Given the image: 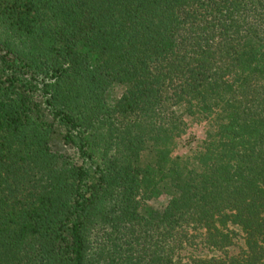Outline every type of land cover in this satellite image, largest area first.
I'll return each mask as SVG.
<instances>
[{
  "label": "trees",
  "instance_id": "1",
  "mask_svg": "<svg viewBox=\"0 0 264 264\" xmlns=\"http://www.w3.org/2000/svg\"><path fill=\"white\" fill-rule=\"evenodd\" d=\"M0 264H264V0H0Z\"/></svg>",
  "mask_w": 264,
  "mask_h": 264
},
{
  "label": "rangeland",
  "instance_id": "2",
  "mask_svg": "<svg viewBox=\"0 0 264 264\" xmlns=\"http://www.w3.org/2000/svg\"><path fill=\"white\" fill-rule=\"evenodd\" d=\"M202 132H203V126H194L193 128L190 129L189 133L192 134L193 136H195L196 138H201L202 137ZM188 139L187 136L183 137L182 140L178 143V149H177V153L178 154H187V152L190 150V148H194V145L189 146L186 142V140ZM55 144L57 146V148L62 149L61 145L59 144V142L56 140ZM67 151V150H66ZM169 200L168 197H163L160 199V202L163 204H166L167 201ZM243 247V242L241 240H238L237 246L233 249V252H237L239 248ZM195 254L197 256H209L207 251H202L201 249H197V251H195Z\"/></svg>",
  "mask_w": 264,
  "mask_h": 264
}]
</instances>
